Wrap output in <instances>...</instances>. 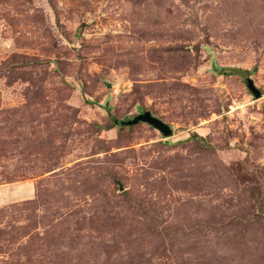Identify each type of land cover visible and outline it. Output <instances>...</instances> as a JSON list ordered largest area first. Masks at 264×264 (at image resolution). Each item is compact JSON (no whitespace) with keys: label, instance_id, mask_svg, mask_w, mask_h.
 Instances as JSON below:
<instances>
[{"label":"rangeland","instance_id":"374dc122","mask_svg":"<svg viewBox=\"0 0 264 264\" xmlns=\"http://www.w3.org/2000/svg\"><path fill=\"white\" fill-rule=\"evenodd\" d=\"M0 264H264V0H0Z\"/></svg>","mask_w":264,"mask_h":264},{"label":"water","instance_id":"95a60500","mask_svg":"<svg viewBox=\"0 0 264 264\" xmlns=\"http://www.w3.org/2000/svg\"><path fill=\"white\" fill-rule=\"evenodd\" d=\"M245 85L247 90L253 96V98L259 99L261 97V92L259 91V89H257V87L250 78H247L245 80ZM139 123L147 124L154 130L159 132L164 138L171 137L172 135L171 128L158 118L152 116L149 112H143L142 114H139L130 120L119 122L121 126H134ZM119 190L122 191V188L119 187Z\"/></svg>","mask_w":264,"mask_h":264},{"label":"trees","instance_id":"16d2710c","mask_svg":"<svg viewBox=\"0 0 264 264\" xmlns=\"http://www.w3.org/2000/svg\"><path fill=\"white\" fill-rule=\"evenodd\" d=\"M220 74H239V70H235V69H226V68H223V69H219L218 70ZM104 109L106 111H109V107L107 105L104 106ZM124 127H129V126H124Z\"/></svg>","mask_w":264,"mask_h":264}]
</instances>
